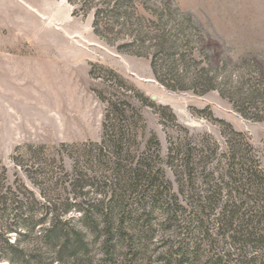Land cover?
Segmentation results:
<instances>
[{
    "label": "rangeland",
    "instance_id": "obj_1",
    "mask_svg": "<svg viewBox=\"0 0 264 264\" xmlns=\"http://www.w3.org/2000/svg\"><path fill=\"white\" fill-rule=\"evenodd\" d=\"M165 1L172 12L162 0H0V179L80 175L98 209L114 192L141 221L148 199L110 184L116 164L151 156L164 168V197L188 178L164 166L170 147L207 156L210 168L231 142L263 157L264 0ZM104 123L106 138L121 137L115 149L102 143ZM32 189L40 203L68 197ZM149 218L158 232V209ZM160 242L136 247L154 264Z\"/></svg>",
    "mask_w": 264,
    "mask_h": 264
},
{
    "label": "trees",
    "instance_id": "obj_2",
    "mask_svg": "<svg viewBox=\"0 0 264 264\" xmlns=\"http://www.w3.org/2000/svg\"><path fill=\"white\" fill-rule=\"evenodd\" d=\"M162 2L169 12L174 10L169 2ZM107 131L104 123V146H120L121 137L106 138ZM192 152L182 147L167 149L164 166L171 170L177 164L188 178L178 176L180 193L164 197L159 190L164 168L151 156L141 155L124 169L116 164L113 179L117 182L110 184L129 194L143 190L139 200L148 199L150 211L143 209L141 221L113 191L111 206L98 209L81 192L87 180L80 175L44 184L29 175L28 184L1 178L0 263L134 264L140 254L148 256L147 264H151V253L145 249L139 252L137 247L139 241L158 234L161 242L154 264H264V155L253 160L248 155L250 149L231 142L210 168L207 156L196 161ZM196 166L199 174H195ZM192 174L201 178V193L194 187ZM34 185L43 195L61 188L68 197L40 203ZM187 185L195 189H190L191 195L184 194ZM154 209L163 218L158 232L150 226L149 215ZM125 225L137 230L129 233Z\"/></svg>",
    "mask_w": 264,
    "mask_h": 264
}]
</instances>
